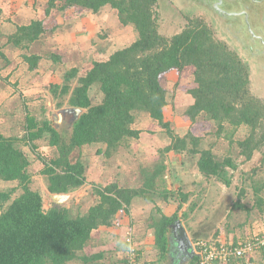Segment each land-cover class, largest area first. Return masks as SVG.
<instances>
[{"label":"trees","instance_id":"16d2710c","mask_svg":"<svg viewBox=\"0 0 264 264\" xmlns=\"http://www.w3.org/2000/svg\"><path fill=\"white\" fill-rule=\"evenodd\" d=\"M162 4V0L47 1L48 16L57 9L87 10L97 14L110 6L117 11L122 26H135L138 39L115 51L107 60L94 61L84 76L79 75L77 68H72L65 73L62 86L50 85L57 109L83 110L74 123L65 121L58 131L51 119L38 120L22 99L26 114L23 137H6L0 133V180L17 182L22 190L6 208L13 193L0 192V264H100L106 256L104 251L85 253L94 232L100 228H116L119 214L129 215V208L139 198L154 204L160 216L153 219L149 228L155 234L157 264H166L170 225L179 219L183 203L189 198V195L179 194L181 203L171 216L165 215L155 204L154 196L168 201L175 193L169 190L163 178L166 166L158 165L151 171L144 169L141 189L121 186L116 178L104 187L94 185L98 203L86 214L73 217L66 207L44 208L42 195L31 188L32 176L28 170L31 163L21 146L30 147L36 153L37 142L49 138V145L57 149L58 157L46 161L37 155L44 166L42 175L46 177L47 190L51 194L68 195L87 182L84 163L81 159L73 161V153L83 146L93 145L97 147L96 155L111 159L119 150L129 148L131 140L140 138L143 131L134 124L140 113H145L170 138V144L162 149L163 154L186 152L192 157L198 156L196 165L204 180L215 178L229 186L226 168H235L233 162L230 159L219 161L212 149L202 148V139L191 131L180 137L172 129V122L166 120L165 112L170 103L162 79L172 73L180 75L187 67L194 69V81L185 89L193 99L185 112L191 124L202 116L216 124L218 136L226 128H232L227 138L230 143L240 127L249 128L250 134L239 142L247 160L262 146L264 133L256 140V132L264 128V103L251 94L246 63L235 49L218 40L212 26L203 21L187 18L188 22H182V32L171 39L164 37L159 32L161 14L158 8H163ZM57 27L46 29L45 21H33L18 26L7 36L5 44L20 49L23 61L33 72L44 59L53 63L62 61L61 56L54 53L30 52L33 44ZM0 58L5 65L9 63L1 50ZM95 84L99 86L101 97L98 103H94L90 95ZM255 189L259 193L263 186ZM263 202L260 198L257 201L259 205ZM235 207L249 213L240 201ZM125 245L128 246L126 242ZM126 257L125 264H128ZM260 264H264V260Z\"/></svg>","mask_w":264,"mask_h":264},{"label":"rangeland","instance_id":"374dc122","mask_svg":"<svg viewBox=\"0 0 264 264\" xmlns=\"http://www.w3.org/2000/svg\"><path fill=\"white\" fill-rule=\"evenodd\" d=\"M8 1L10 5L6 6L5 10H8V14L5 15L12 17L15 15V11L20 9L27 0ZM162 3L163 8H161V6L158 8V12L161 14L159 15L160 34H162L167 39H171L173 36L182 32L184 29V24L182 22H188V19L191 21H203L208 25H211L216 33V38L228 44L231 49H235L239 57L244 63H246L250 71L251 94L264 103V76H260L256 71L254 73V66L246 62V60L242 57L241 50L239 51L237 46L232 44L230 41L228 42V39L217 31L215 27L216 25L211 21L208 14L195 10L190 11L192 14H188L179 6H177V4H175L172 0H162ZM100 12L101 15L99 19L100 22L104 23V25L98 27L97 29L100 35H98V38L102 40L98 41L97 43L100 44L106 40L104 43H106L108 47L107 56L113 51H116V49L118 50L120 48H125L130 43L132 44L134 41H136V35L138 33L135 29V26H122L119 22L116 10L112 9L110 6H107L102 8ZM48 34L52 33L50 32ZM61 47L62 46H59L56 49L54 46V48L59 51L62 49ZM21 55L22 51L20 53V56ZM2 65H4V63ZM193 74L194 72H185V74H183V76L181 75V77L174 76L171 78L162 79V86L168 91L167 95L168 101L170 103L165 112L166 120L172 122V129L180 137H184L189 131H191L194 136L202 139V148L212 149L219 161L222 162L226 159H230L233 162L235 168H226L227 178L231 182L229 186L225 185L219 180H216L215 178H212L210 181L204 180L196 170L198 156L192 157L186 152H171L169 154H163L162 149L169 144L164 145L162 139H155L154 147L150 144V142L145 141V153H139V146L143 144L142 142L138 141L140 139L139 138L131 140L129 148L119 150L117 155H114L111 159H105L102 156H99L98 158L94 154L93 150L91 152H85V159H87L88 153L89 156L91 155L89 161H86L84 164L87 182L83 187L72 192L70 194L71 198L60 206L58 204H54L47 196L48 190L46 187V177L42 175L44 166L43 163L37 158L38 154L46 161H50L53 158L58 157L57 149L54 147L52 148L49 145V138H45L37 142L36 145L38 150L36 153L33 152L30 147L21 146L22 151L25 152L31 163L28 169L32 176L31 188L34 191H38L42 195L44 208L49 210L66 207L69 211V214L73 217L84 215L87 213L90 207L98 203V198L94 195L93 191L94 185L104 187L113 179L119 178L118 180L121 186L132 189H141L144 183V178L142 175L144 169L151 171L158 165H164L166 166V171L163 178L167 184L166 174L167 172L170 173V178L173 185L171 190L175 192L171 196V199L173 200L172 202L181 203V198L179 195L181 193L184 195H189L188 201H192L189 202V204L191 203L190 206L186 202L187 204L183 205L185 209H181L179 213V219L185 225L188 232L190 228L196 229L197 223H203L204 220H208L211 217L213 221L214 219H219V214L224 211V214L222 215L221 213V216H225L227 213L231 212L229 214L231 217V223L235 226V229H238V234L242 236V239L240 240L247 239L248 237L250 238L254 235L264 236V202L261 205L257 203L259 198L263 199L264 201V142L260 149L254 152L253 157L250 160H247L246 157L242 155L239 142L245 140L250 134L251 130L249 128L244 126L240 127L231 137L232 142L230 143V139L227 138L233 132L232 128H226V131L222 132L221 135L218 136L216 124L213 121L204 119L202 116L198 118L196 123L191 124L189 119L185 116L186 109L189 106V101H186L184 94L186 87L192 85L194 80ZM59 75V77H61V73H59ZM0 80L7 79L0 78ZM53 82H55V78ZM176 83L178 84V87H176ZM6 84L11 85H8L10 88L13 87L12 89L16 91L15 95L18 99H24L26 100V103L30 104H28L29 110L36 118H38V120H43L46 118L52 120L51 117L53 111L51 110V106L49 108L48 103L53 100L50 94L51 88L45 89L46 84H40L41 86L39 85L43 93L36 95V98L32 100L25 96L22 90L18 89V85L21 84L20 82L14 86L15 84H11L9 80H7ZM75 84L76 83H73V86H75ZM58 85L62 86L63 82H60ZM98 88L99 86L95 84L92 87L90 93L94 103H98L101 100ZM10 97L11 96H7V98ZM52 108L59 110L56 108V102L54 101L52 102ZM25 115L26 114L23 109V105L19 109L11 106L9 108H5L2 112H0V133L6 137H23L26 126ZM157 126L159 125L157 124ZM226 126L228 125L226 124ZM158 129H161V131H158ZM150 130L152 131L153 129L148 128L147 132ZM156 132H158L160 135L163 134L170 140L162 128H155V133ZM263 133L264 128H259L256 132V140H260ZM147 137L148 135L145 138ZM82 155L83 154L80 149H77L72 155V160L75 161L77 159H81ZM97 175L100 176L96 177ZM184 179L193 182H190L191 185L194 184L192 185V189L194 188L193 191L189 190L190 188L186 185L187 183ZM260 186H263V190L259 193H256L255 188ZM183 190L185 193H183ZM0 192L13 193L11 200L5 205V208L9 206L15 198L22 194V190L17 182H4L2 180H0ZM139 199L145 200L144 198ZM157 199L163 201L160 196H154L156 205L158 204L156 202ZM197 200H199V202H197ZM202 201H204V206L201 211V216L198 217V215L196 216L195 214V217L190 219L191 214H194V211L193 213L191 211L194 203L198 204ZM238 201H240L243 206L248 208L249 213L244 208L238 209L235 207ZM147 202L149 201L147 200ZM149 203L152 204L151 202ZM152 206V210H150V212L147 210V214L145 213L147 217L145 218L146 223H142L143 227L146 226L145 234L138 236L133 232V230L130 229L127 223L123 225L122 223L118 222V226L116 228L119 229L123 227V229H120L121 233L124 232L123 234L115 235L112 232H105L102 236L101 233H99L97 234L99 235V238L104 237L102 238L103 242H101L100 246H94V244H92L87 251L85 250V253L90 255L96 252L104 251L106 256L101 262H99L100 264H125L124 258L130 249L129 245H125V242H127V238L131 237L132 233L136 244H141L143 248L140 252V257L142 259L141 264H157L158 258L154 245V230L150 233V231H148L149 229H147V226L150 227L154 221L153 219H158L160 216L155 210V205L152 204ZM176 207L177 205L174 209L177 211ZM137 208L141 209L140 206ZM142 210L143 211L139 212L144 213V208ZM210 211L212 212L211 214H209ZM120 215L125 216L126 214L122 212L119 214V216ZM123 216H121L122 219ZM123 221H125V219ZM219 221L220 227H223L221 229L224 232L226 220L222 219L221 217ZM202 225L204 226V224ZM201 229H203L202 226L190 233L194 243L202 239L215 241L218 240L214 237H211L209 230L206 231L205 235ZM224 233H226V231ZM211 234L214 235L213 232ZM226 235L229 236L231 234L227 232ZM106 236H110L111 239L109 237L105 238ZM138 238L141 239L139 241L140 243L138 242ZM263 260L264 253L257 255V262L259 264L263 262ZM181 262L184 263L183 261ZM166 264L169 263L166 262Z\"/></svg>","mask_w":264,"mask_h":264},{"label":"crops","instance_id":"0c3cea01","mask_svg":"<svg viewBox=\"0 0 264 264\" xmlns=\"http://www.w3.org/2000/svg\"><path fill=\"white\" fill-rule=\"evenodd\" d=\"M27 1H26L27 3L25 2V4L20 9L15 11V15L9 17L5 15L8 14V10L5 9L7 5H10L9 1L0 0V50L2 51V53L6 55V57L9 60V63L5 65L3 60L0 58V78L9 80V82L11 84H15V86L20 82L21 84L18 85V89L22 90L25 96L29 97L30 100L36 98L35 97L36 95L43 93V91H41V87H39L40 84L42 85L46 84L45 89L47 88L50 89L51 84H59L60 82H63L65 73L72 68H77L79 70V75L84 76L86 72L91 68V65L94 61L107 60L115 52L113 51L111 54L107 56L108 47L107 44L104 43L106 42L104 38H103L104 41L102 43L100 44L97 43L98 41H102L101 39L98 38L99 33L97 31L98 27L104 25V23L100 22L99 19L101 12L97 14H93L92 12L86 10L76 11L75 9H71L68 11H60L57 9V10H53L52 13L48 16L46 14V7L48 0H32V1L27 0ZM37 20L45 21L46 29H51L55 25H58V27L52 34L44 35L38 42L33 44L31 46L30 52L39 55H43L45 53H54L60 55L62 61L59 63H53L50 60L44 59L41 61L39 68L32 72L28 69V64L23 61L22 56H20L21 50H19L18 48L12 45L6 46L5 42L7 40V36L14 33L18 26H26L31 24L33 21H37ZM137 39H138V34L136 35V40ZM58 45L62 46L61 47L62 49L60 51L56 50L57 47H59ZM129 45H131V43ZM54 46L56 49L54 48ZM3 63L4 65H2ZM185 72H194V69L193 67H187L183 70V72L180 75L176 73H172L166 76V78H171L174 76L181 77V75L183 76ZM59 73H61V77H59L60 76ZM54 78H55V82H53ZM7 80H0V112H2L5 108H9L10 106L19 109L23 105V101L16 97L15 95L16 91L12 89L13 87L10 88L9 86L11 85L6 84ZM184 95L186 101H189V106L187 107L188 109L193 104V99L187 93H185ZM7 96H11V97L7 98ZM28 104L29 103H27V106ZM134 127L143 131L142 134L140 135V139L138 140L139 142L143 143L142 144L143 146L142 145L139 146V150H140L139 153L140 152L145 153L144 151L145 141L150 142V144L153 147L155 146V139H160V140L162 139L164 145L170 144V140L166 138L163 134L160 135L158 134V132L155 133V128H160V127L157 126V123L155 121L149 119V116L145 113H140V115L137 117ZM148 128L153 130L147 132ZM159 130L161 131V129H158V131ZM147 135L148 137L145 138ZM92 150L96 155V150H97L96 146L86 145L80 149V151L83 154L81 159L84 164L86 161H89V159L91 158V155L89 156L88 153V157L87 159H85L84 158L85 152L86 153L91 152ZM96 157L99 158L98 155H96ZM196 170L198 171V168ZM98 176L100 175H97L96 177ZM185 181L187 183L186 185L190 188L189 190L193 191L194 188L192 189L193 187L192 185L194 184L191 185L190 180H185ZM183 193H185L184 190ZM172 201L173 200L171 198L168 201H165L164 199L163 201L160 199L156 200V202L158 203L157 204L158 207H160L161 210L164 212V214L167 216L173 215L176 212V209H174L175 206L177 205L178 207V205L180 204V202H172ZM189 202L192 201L190 200L187 203L189 204ZM197 202H199V200H197ZM148 203L149 202L145 200L135 199L132 206L130 207V214L125 216L123 215L118 216V222L122 223L123 225L127 223L130 229L133 230V232L138 236L145 234L146 226L143 227L142 223H146L145 218L147 217L145 213L147 214V210L150 212V210H152L153 207L152 204L150 203L148 204ZM187 203H183V205H186ZM139 206L141 209L137 208ZM203 206H204V201L198 204L194 203L191 210L192 213L194 211V214H191L190 219H193V217H195V214L196 216L198 215V217H200ZM143 208H144V213L139 212V211H143L142 210ZM184 209L185 207L182 206V210ZM211 213L212 212L210 211L209 214ZM221 213L223 215L224 211ZM221 213L219 214L220 217L219 219H214L213 221L211 217L208 220H204L203 223L202 222L199 224L197 223L196 229L202 226L203 229H201V231H203L205 235H206V231L209 230L210 231L209 234L211 235V237H214L222 242L230 241L229 243H233V242L235 243L240 239H242V236L238 234V229H235V226L231 223V217L229 215L231 212L227 213L225 216H221ZM121 216H123V219L121 218ZM221 217L222 219L226 220L225 221L226 225L224 226V229L226 233L229 232L231 234L229 236H227L226 233H224L225 231L224 232L222 231L221 228L223 227L222 226L220 227L219 220L221 219ZM124 219L125 221H123ZM202 224H204V226ZM120 229H123V227L119 229L100 228L99 230L94 232L92 236V241L85 250L87 251L92 244H94V246H100L101 242H103L102 238L104 237L99 238V235L97 234L101 233L102 236L104 235L105 232H112L115 235L123 234L124 232L121 233ZM147 229H149L148 231H150V233L153 231L152 229L149 228V226H147ZM196 229L190 228L188 234L191 239L193 238L190 233H192V231L194 232ZM212 232L214 235L211 234ZM107 237L111 239L110 236H106L105 238ZM140 240L141 239L138 238V242ZM138 246L140 250L143 249L141 244H139ZM170 259L171 258H167V262H169ZM172 262L174 264H185L182 262L178 263L177 261H172ZM70 264H82V263L73 262Z\"/></svg>","mask_w":264,"mask_h":264},{"label":"water","instance_id":"95a60500","mask_svg":"<svg viewBox=\"0 0 264 264\" xmlns=\"http://www.w3.org/2000/svg\"><path fill=\"white\" fill-rule=\"evenodd\" d=\"M188 14L190 11H202L209 15L216 25L217 31L241 50L242 57L253 65L255 71L264 76V0H172ZM52 102L48 106L53 111L52 121L59 131V123L63 120L74 123L83 110L64 108L55 110ZM59 119L58 122L56 120ZM166 180L169 190L172 189L170 173ZM49 199L58 205H63L71 195L51 194ZM168 258L180 263L189 264L196 258L193 241L180 219L170 225Z\"/></svg>","mask_w":264,"mask_h":264},{"label":"built area","instance_id":"2783aa9c","mask_svg":"<svg viewBox=\"0 0 264 264\" xmlns=\"http://www.w3.org/2000/svg\"><path fill=\"white\" fill-rule=\"evenodd\" d=\"M132 236L126 242L130 246L128 264H141V250ZM193 245L196 258L190 264H259L257 255L264 253V236L254 235L235 243L203 239Z\"/></svg>","mask_w":264,"mask_h":264},{"label":"flooded vegetation","instance_id":"af4514ba","mask_svg":"<svg viewBox=\"0 0 264 264\" xmlns=\"http://www.w3.org/2000/svg\"><path fill=\"white\" fill-rule=\"evenodd\" d=\"M58 121H59V119L56 120V122H58ZM64 123H66L65 120H63L62 122L59 123V130H60V128L63 126ZM172 261H174L173 258H172ZM172 261H171V259H170V261L167 262V263L174 264ZM175 263H176V262H175Z\"/></svg>","mask_w":264,"mask_h":264},{"label":"clouds","instance_id":"9594fccd","mask_svg":"<svg viewBox=\"0 0 264 264\" xmlns=\"http://www.w3.org/2000/svg\"><path fill=\"white\" fill-rule=\"evenodd\" d=\"M140 252H141V251H140ZM190 263H191V262H190ZM190 263H189V264H190Z\"/></svg>","mask_w":264,"mask_h":264}]
</instances>
